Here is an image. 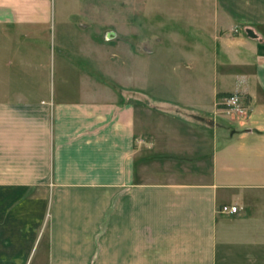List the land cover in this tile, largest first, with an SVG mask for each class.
Listing matches in <instances>:
<instances>
[{"label":"crops","instance_id":"obj_1","mask_svg":"<svg viewBox=\"0 0 264 264\" xmlns=\"http://www.w3.org/2000/svg\"><path fill=\"white\" fill-rule=\"evenodd\" d=\"M212 4L115 74L81 9L0 0V264H264V0Z\"/></svg>","mask_w":264,"mask_h":264},{"label":"rangeland","instance_id":"obj_2","mask_svg":"<svg viewBox=\"0 0 264 264\" xmlns=\"http://www.w3.org/2000/svg\"><path fill=\"white\" fill-rule=\"evenodd\" d=\"M52 5L55 7V12H58V8H63L66 12L81 9L80 15H75L69 20L95 23L101 32H104L103 28H105L114 34L116 45L112 46V71L116 74L122 44L132 52L136 49L147 54L154 51L156 57L167 61L172 57L167 54V44H172L168 39L178 38L182 42L187 33L185 26L191 22H199L198 14L210 11L213 4L212 0H52ZM63 16L68 19L67 14ZM186 36L189 37V34L187 33ZM177 55L180 56L181 53L176 52L175 56ZM164 68L168 69V66ZM127 74L124 83L134 87L135 79L132 76L134 72L129 71ZM160 79L163 81L168 78L160 77ZM111 80L116 82V80L120 81V78ZM198 127L195 126L196 129Z\"/></svg>","mask_w":264,"mask_h":264},{"label":"built area","instance_id":"obj_3","mask_svg":"<svg viewBox=\"0 0 264 264\" xmlns=\"http://www.w3.org/2000/svg\"><path fill=\"white\" fill-rule=\"evenodd\" d=\"M222 101L223 109L227 114L240 111L242 109L239 101V95L237 93L225 95L222 98ZM218 211L220 213H232L237 211V207L235 205L223 204L219 207Z\"/></svg>","mask_w":264,"mask_h":264},{"label":"water","instance_id":"obj_4","mask_svg":"<svg viewBox=\"0 0 264 264\" xmlns=\"http://www.w3.org/2000/svg\"><path fill=\"white\" fill-rule=\"evenodd\" d=\"M114 34L112 33V35L111 36H113Z\"/></svg>","mask_w":264,"mask_h":264}]
</instances>
